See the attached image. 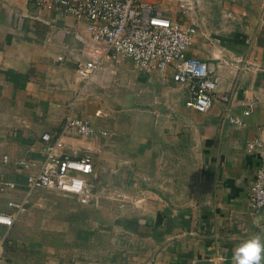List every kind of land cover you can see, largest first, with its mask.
Returning <instances> with one entry per match:
<instances>
[{"label": "crops", "instance_id": "crops-1", "mask_svg": "<svg viewBox=\"0 0 264 264\" xmlns=\"http://www.w3.org/2000/svg\"><path fill=\"white\" fill-rule=\"evenodd\" d=\"M148 1L196 28L187 55L208 64L231 111L219 102L194 111L172 67L145 73L127 58L106 61L83 88L75 62L89 49L85 20L0 0V172L11 183L0 212L25 207L0 225V264H231L242 239L264 235V209L255 215L249 202L262 154L246 147L264 145V0ZM70 111L95 132L66 137L62 150L91 156V205L27 182L45 160L43 134L53 144ZM101 213L121 214L124 226L101 229ZM101 235L110 237L103 251Z\"/></svg>", "mask_w": 264, "mask_h": 264}, {"label": "built area", "instance_id": "built-area-1", "mask_svg": "<svg viewBox=\"0 0 264 264\" xmlns=\"http://www.w3.org/2000/svg\"><path fill=\"white\" fill-rule=\"evenodd\" d=\"M35 4L41 10H58L86 22L88 51L85 60H76L75 72L83 83L90 82L94 73L105 66L106 61L119 62L127 58L141 72L165 75L174 69V82L187 86L189 106L197 112L209 110L216 102L226 104L231 111L230 92H219L217 79L212 77L208 64L187 55L192 45L196 28L180 25L163 15L162 10L148 0H24ZM192 2L185 0V6ZM75 101L68 102L71 109ZM248 116L250 111L243 112ZM231 123L244 126L241 118L229 117ZM94 130L81 118L70 111L64 119L59 136L52 138L45 133V160L36 175H29L27 182L33 189H47L71 195L85 205L95 201L93 186L84 178L93 171L89 154L72 158L63 154L66 137H93ZM249 152L260 151L262 164L256 172L255 181L249 193L250 206L255 215L264 209V145L256 139L246 144ZM6 159V157H5ZM27 167L25 160L17 163ZM11 183L4 180L0 172V191H5ZM16 213L6 215L0 212V225L10 228L17 214L24 211V204L9 202Z\"/></svg>", "mask_w": 264, "mask_h": 264}, {"label": "clouds", "instance_id": "clouds-1", "mask_svg": "<svg viewBox=\"0 0 264 264\" xmlns=\"http://www.w3.org/2000/svg\"><path fill=\"white\" fill-rule=\"evenodd\" d=\"M231 264H264V235L252 234L242 239L235 246Z\"/></svg>", "mask_w": 264, "mask_h": 264}, {"label": "rangeland", "instance_id": "rangeland-1", "mask_svg": "<svg viewBox=\"0 0 264 264\" xmlns=\"http://www.w3.org/2000/svg\"><path fill=\"white\" fill-rule=\"evenodd\" d=\"M105 209H106V207H105ZM116 215H117V219L113 218L115 215L103 214V213L98 214L97 218L99 220L100 228L102 229V228L108 227L109 226L108 224L110 222H115L116 226L118 228H119V226L123 227L124 226V220H123L121 214H116ZM87 216H89V218H91L92 214H89ZM109 238L110 237L108 235H101L100 236L102 251L107 248V246L109 244ZM110 239H111V242L113 241V244L117 248L118 251L123 249V246L125 244L124 241L126 240V236L124 235V233H122V234L117 233L113 236V238L111 237Z\"/></svg>", "mask_w": 264, "mask_h": 264}]
</instances>
